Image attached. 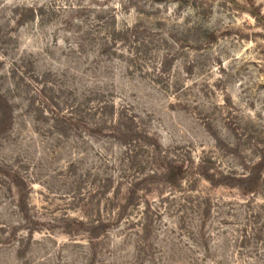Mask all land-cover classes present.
I'll return each instance as SVG.
<instances>
[{
	"label": "rangeland",
	"instance_id": "obj_1",
	"mask_svg": "<svg viewBox=\"0 0 264 264\" xmlns=\"http://www.w3.org/2000/svg\"><path fill=\"white\" fill-rule=\"evenodd\" d=\"M0 264H264V0H0Z\"/></svg>",
	"mask_w": 264,
	"mask_h": 264
}]
</instances>
